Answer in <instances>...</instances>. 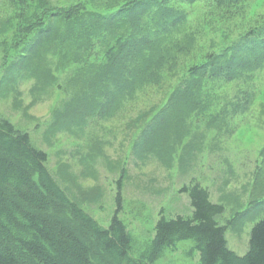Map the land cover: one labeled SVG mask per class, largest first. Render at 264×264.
Listing matches in <instances>:
<instances>
[{
    "label": "rangeland",
    "instance_id": "1",
    "mask_svg": "<svg viewBox=\"0 0 264 264\" xmlns=\"http://www.w3.org/2000/svg\"><path fill=\"white\" fill-rule=\"evenodd\" d=\"M121 1L0 0V113L47 153L53 178L100 225L115 211L120 179L118 216L142 244L161 209L167 217L190 213L179 190L195 179L224 205L218 220L227 227V247L242 255L251 226L264 218V60L234 70V79L223 74L232 68L214 77L206 66L212 57L223 62L244 36L264 34V0H156L136 23L146 24L156 7L170 10L178 25L155 42L163 60L160 52L148 58L132 87L107 101L104 65L132 21L103 23L105 42L92 35L84 49L55 33L69 10L107 14ZM30 4L22 19L20 10ZM197 69L206 74L202 81L185 85ZM182 86L195 98L169 101ZM191 244L184 240L179 248ZM155 264L200 262L197 252L177 249Z\"/></svg>",
    "mask_w": 264,
    "mask_h": 264
},
{
    "label": "trees",
    "instance_id": "2",
    "mask_svg": "<svg viewBox=\"0 0 264 264\" xmlns=\"http://www.w3.org/2000/svg\"><path fill=\"white\" fill-rule=\"evenodd\" d=\"M38 2L32 4L36 6ZM156 3V0H122L107 14L75 9L62 14L68 21L55 34L63 42L66 34L71 35L74 47L83 49L92 35L102 41L109 36L106 30L105 33L101 30L103 23L132 21L133 30L122 43V35H118L112 46L119 48L114 57L105 62L104 67L109 68L105 71L102 99L110 101L118 91L127 92L138 75L147 70L148 58L157 52L163 60L165 53L155 42L178 25L168 14L170 10L156 7L154 17L146 20V24L137 26L136 23L141 13ZM32 4L20 10L22 19H28L26 14ZM134 32L140 35L137 37ZM256 32L234 44L232 52L230 47V53L223 55V62L216 61L222 56L212 57V62L206 66L210 68L208 74L214 72L215 77L225 68H232L223 74L234 79L237 75L234 70H248L253 61L264 60V34ZM60 52L65 53L64 48ZM195 71L185 85L197 78L201 82L206 75L198 69ZM184 86L168 100L195 98ZM93 94L97 98L96 93ZM46 162L47 153L31 143L29 133L0 113V264H155L168 251L177 249L182 254L197 252L200 264H264V218L253 223L247 250L237 255L227 247V227L218 220L224 213V205L211 201L208 189L195 179L179 190L188 196L190 213L167 217L161 209L153 236L137 244L130 232L132 229H127L126 222L118 216L123 209L120 179L116 181L114 195L116 208L104 227L79 201L67 196L47 169ZM184 240L192 242L187 251L179 248Z\"/></svg>",
    "mask_w": 264,
    "mask_h": 264
}]
</instances>
